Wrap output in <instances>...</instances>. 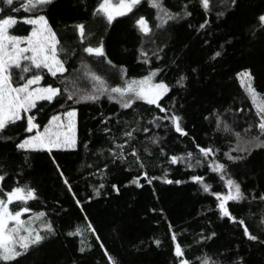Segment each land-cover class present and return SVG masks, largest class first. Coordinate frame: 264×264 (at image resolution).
Returning a JSON list of instances; mask_svg holds the SVG:
<instances>
[{"label": "trees", "instance_id": "obj_1", "mask_svg": "<svg viewBox=\"0 0 264 264\" xmlns=\"http://www.w3.org/2000/svg\"><path fill=\"white\" fill-rule=\"evenodd\" d=\"M98 2L53 0L46 10L49 23L58 36L74 37L66 45L68 71L60 80L66 78V86L70 89L91 88L87 79H75L84 77L86 71L82 69L81 56L85 57L89 69L104 75L112 87L121 85L123 77L139 78L148 74L150 68H162L164 71L155 79L157 82L163 79L171 89L162 99V106L175 107L183 117L182 125L189 135L181 136L170 126L165 127L167 121H161L159 128L149 125L147 121L152 116L163 115L153 105L136 101L132 108L122 109L119 103L105 95L96 102H69L77 109V147L74 150H54L51 154L46 151L21 152L11 141H0V173H8L0 184L7 190L18 186L17 181L19 185L27 183L34 187L37 198L27 202L31 212L23 218L43 211L46 215L42 220L53 223L56 233L19 258L18 264H109L105 250L115 264H176L172 232L185 249V255L193 261L207 254L222 260L223 264H231L238 257L244 258V264H264V244L247 240L243 226L221 219L212 195V192L226 191L228 178L241 183L246 199L229 201L227 206L234 216L244 219L253 234L264 239V201L258 198L264 194V149H252L243 164H229L222 180L220 174L213 173L208 167L214 158L201 156L196 147L197 144L212 147L216 152L215 160L227 162L224 152L237 154L232 150L245 147V141L254 136L264 140V134H260L257 127L256 104L236 75L245 68L251 69L258 101L264 103V31L255 35L250 31L257 15L264 11V0H239L234 11H225L222 16L217 12L223 10V0H210L207 12L198 0H161L163 6L173 12L180 11L187 3L192 15L166 25V39L158 41L163 49L159 53L161 59L156 60L149 51L150 64L140 57V50L156 46L142 40L133 22L126 17L117 18L118 22L111 26L98 21L93 16ZM138 14L149 19L154 32L163 31L155 28L156 10L147 0L139 6ZM17 15L26 14L20 12ZM205 19L208 20L206 28L193 31ZM77 23L86 25V44L103 41L105 55L115 68L104 58L87 57L82 53L74 34ZM26 30H30V26L21 24L15 31L23 35ZM89 30L91 36L87 34ZM228 41H232L231 44ZM218 50L222 55L213 59ZM74 69L81 71L75 73ZM181 75L187 77L183 87L176 84ZM60 80L56 81L57 85L64 87ZM52 81L53 78L47 76L41 84ZM53 104L54 107L46 109L49 115L59 110L55 101ZM216 111L222 114L227 129L224 125L217 129L212 115ZM134 118L149 131L134 133L133 146L146 165L143 170L148 172V177L157 178L149 184L141 176L142 187L130 183L142 171L139 164L134 163L131 148L125 146V161H113L108 152L115 144H123L122 133L126 127L137 126L132 123ZM106 126L112 129L110 134L104 132ZM18 133L21 137L27 135L22 127H9L8 134L13 139ZM153 136L159 137L157 144H152L150 137ZM112 137H116L114 142ZM189 152L193 154V164L200 160L198 166L187 167ZM173 155L185 157V160L171 164ZM53 159L69 180L71 192L63 183ZM193 175L205 178L211 185L210 193H204L200 185L190 179ZM165 177L182 183H165ZM101 184L103 188H100ZM112 185H116L119 192ZM94 189H99L100 195H95ZM19 206V202H15L12 208ZM38 223L33 226L39 228ZM77 228L81 229V235H68ZM213 231L214 237L201 240V236ZM157 239L161 242L159 246L154 242ZM81 247L86 251L81 253Z\"/></svg>", "mask_w": 264, "mask_h": 264}, {"label": "snow or ice", "instance_id": "obj_2", "mask_svg": "<svg viewBox=\"0 0 264 264\" xmlns=\"http://www.w3.org/2000/svg\"><path fill=\"white\" fill-rule=\"evenodd\" d=\"M144 0H99V3L93 10V16L98 21L105 22L106 26H111L114 22H118L117 18L126 17L133 22L134 27L141 34L142 40H146L148 45H155L154 49H146L142 47L140 50V57L145 63H151L149 58V51L152 57L160 60L159 55L163 49L160 47L158 41L163 42L166 39V25L170 21L180 20L184 17L192 15L188 11V4L185 3L180 11H170L165 8L161 0H147L151 8L156 10L155 28L163 31L154 32L150 25L149 19L144 14L139 13V6ZM203 10L206 12L210 9V0H198ZM53 0H0V141L14 143L17 151L21 152H36L46 151L51 154L54 150H74L77 147V109L71 107V104H79L83 102H96L102 96H107L109 100H115L119 103L122 109H130L136 101H143L147 105H153L163 115L152 116L147 121L149 125L161 127V121H167L165 127H171L176 133L181 136H188L189 133L186 127L182 125L183 117L177 113L175 107L162 106V99L170 92V86L163 79L156 82V77L164 71L162 68H150L147 75L139 79H124L122 85L115 87L109 86L106 77L97 74L89 69L84 56H81L80 63L82 69L86 70L84 77L77 76L75 79H87L91 82V88H75L70 89L66 86V78L60 80L64 73L68 71L66 68L68 49L67 42L72 40V35L65 34L63 37L58 36L57 32L49 23L46 15V10ZM224 8L217 12L218 16L225 14V11H234L239 6V0H223ZM135 10V11H134ZM20 12L25 13L24 16H18ZM129 14H132L129 16ZM30 26V30H26V34H16V29L20 25ZM208 20L205 19L199 23L198 27L193 28V31H200L206 28ZM189 27H192L189 25ZM250 31L255 35L259 31H264V11L260 12L256 17V23L250 27ZM75 37H78V47L81 48L82 53L87 57L104 58L105 62L111 67L116 66L108 60L103 41L92 43L88 41L85 43L86 25L84 23H77L74 25ZM89 36L91 31L87 32ZM62 40L64 43L62 44ZM232 41L227 43L231 44ZM223 47V46H222ZM73 55L75 49L72 50ZM62 55L64 58H62ZM222 51H216L213 59L220 57ZM75 73H79L81 69H74ZM195 71V69L193 70ZM123 70H121V76ZM242 86L246 88L248 95L252 98V102L256 104V116L259 118L257 127L260 134H264V103H256L257 90L253 86L254 74L249 68H245L236 74ZM47 76L53 78L52 82H46L44 85L42 81ZM186 76L181 75L176 81L180 87L184 86ZM60 80V84L64 87L58 86L56 81ZM75 83V80L73 81ZM59 105V110L53 112L51 115L47 112V107H54L53 102ZM238 111H243L238 109ZM217 129L224 125L227 129L225 121L221 118L222 114L219 111L214 112ZM143 119V117H141ZM19 122V124H18ZM106 124V121H102ZM136 127H126L123 130V144H115L114 148H109L108 152L113 161H125V146L131 148V155L135 158L134 163L139 164L142 170L139 175L133 177L130 181L137 187H142L140 183L141 176L151 184L156 177H148V172L143 170L146 165L142 162L137 148L133 146V141L136 140L134 133L141 131L148 132L149 128L144 127L140 120L134 118L132 121ZM22 127L24 133H18L16 139H13L8 134L9 127ZM105 133H111L112 129L107 126L103 129ZM239 133H237V136ZM152 144H157L158 136L150 137ZM113 142L116 137H112ZM245 147L233 149L232 152H224L223 155L227 162H218L215 160L216 152L212 147L196 145L199 154L205 158L212 156L213 162L208 165L213 173L220 174L223 180L227 172L229 164H243L251 155V150L254 148L264 149V140L260 136H254L245 141ZM118 150V151H117ZM148 151L147 148L144 149ZM163 152V149H161ZM193 154L187 153L188 168H193L200 164L197 159L195 164L191 161ZM185 160V157L171 156L170 163L176 164L178 161ZM63 183L72 191V186L69 180L64 176L60 165L53 159ZM107 167V165H105ZM8 173H0V182L5 180ZM193 182L200 185L204 193H210L211 185L205 182V178L201 175H193L190 177ZM165 183L180 184V180H169L164 178ZM227 187V194L220 192H212L215 197L216 208L221 219H227L232 223H238L243 226V235L247 240L264 244V239L261 235L253 234L249 227L245 225L244 219H238L232 214L230 208L227 206L229 201L240 202L246 199L245 193L242 191L241 183L233 178H228L225 181ZM13 186L10 190L0 184V264H18L19 258L26 256L30 250L40 246L47 238L54 236L55 228L53 223L42 220L45 217V212L41 211L34 216L29 215L27 219L23 217L25 214L31 212V209L26 206L28 201L37 198V190L29 184ZM104 185L101 184L100 188ZM113 189L119 192L116 185H112ZM95 195H100L99 189H94ZM264 201V194L258 197ZM19 202V207L13 209L11 206ZM80 203L79 200L76 201ZM40 222V227H34L36 222ZM91 228V225H89ZM172 226L169 225L171 230ZM94 231V229H93ZM68 235H81V229L77 228L75 232H69ZM216 233L213 231L209 235L201 236V240H208L214 237ZM171 240L174 244L173 255L176 259V264H223L222 260H217L209 257L207 254H202L196 257L195 261L189 259L185 255V249L181 243L178 242L177 235L172 232ZM157 246L160 245V240L154 241ZM104 247L103 244L100 245ZM81 253L85 252V247L79 249ZM109 264H115L113 257L105 250ZM231 264H244V258L238 257L231 261Z\"/></svg>", "mask_w": 264, "mask_h": 264}, {"label": "rangeland", "instance_id": "obj_3", "mask_svg": "<svg viewBox=\"0 0 264 264\" xmlns=\"http://www.w3.org/2000/svg\"><path fill=\"white\" fill-rule=\"evenodd\" d=\"M98 3H99V2H98ZM92 38H93V37H90L91 40H92ZM146 75H147V74H146ZM142 77H143V76H142ZM139 78H141V77H139ZM139 78H135V79H139ZM124 79L131 80V79H134V78H125V77H123V80H124ZM156 82H157V81H156ZM122 84H123V81H122L121 85H122ZM256 102H257V103H261L260 101H258V98H257ZM222 194H225V195L227 194V187H226V191H225L224 193H222ZM11 207H12V206H11ZM25 219H27V218H25ZM37 223H38V222H36L34 225H36ZM38 224H39V223H38Z\"/></svg>", "mask_w": 264, "mask_h": 264}]
</instances>
